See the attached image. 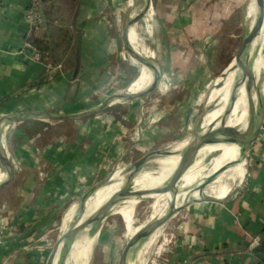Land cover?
Segmentation results:
<instances>
[{
  "label": "crops",
  "instance_id": "crops-1",
  "mask_svg": "<svg viewBox=\"0 0 264 264\" xmlns=\"http://www.w3.org/2000/svg\"><path fill=\"white\" fill-rule=\"evenodd\" d=\"M124 1L48 0L43 5L45 23L36 36L64 66L57 68L32 60L25 51L30 0H0V152L5 156L4 147L10 146L8 161L14 170L12 182L0 189L1 261L24 251L31 236L41 238L50 231L61 211L81 194L83 184L107 176L106 168L124 158L125 135L131 125L135 128L137 124L139 139L144 138L142 96H120L145 92L155 72L127 60L125 36L132 48L146 50L142 55L133 48L139 56L154 65L157 59L163 77L174 88H186L190 81H195L194 87L202 80L212 84L234 54L223 42L236 26L234 17L243 0H150L152 14L146 17L153 26L146 24L149 47L139 41L135 26L138 44L130 33L131 44L126 31L130 20L122 25L120 16ZM260 31L262 36L264 26ZM139 79L142 82L137 83ZM230 92L225 95V110ZM188 97L181 101L190 105L186 118L197 91ZM244 101L242 95V111ZM169 106H164L165 118L172 115ZM60 115L65 118L54 117ZM21 124L31 127L35 135L18 143L14 134ZM157 129L152 126L148 136L155 138ZM251 151L248 171L239 186L232 191L222 186L215 198L186 207L161 264H264V128ZM243 164L233 169L243 175ZM204 192L191 186L183 192V199Z\"/></svg>",
  "mask_w": 264,
  "mask_h": 264
},
{
  "label": "rangeland",
  "instance_id": "rangeland-1",
  "mask_svg": "<svg viewBox=\"0 0 264 264\" xmlns=\"http://www.w3.org/2000/svg\"><path fill=\"white\" fill-rule=\"evenodd\" d=\"M144 7V0H125L120 11L122 25H125L126 21L131 20L133 16H137L141 12V10H143ZM148 12L149 9L146 11L143 18L134 24L139 35V41L146 47H149V42H151V38L150 41H148L147 39L146 24L149 25L150 28H153L152 20H146V17L150 18L152 14L151 11L149 12V14ZM237 15L239 17L238 20H236V26L231 28L232 32L226 35L225 40L223 42L225 46L230 48L231 53L234 54L227 66H224V70H222L223 72H221L219 77L215 78V80L211 82L212 84H207L205 82L203 83L202 80L198 87H194L193 83L195 81H190L189 86L186 88H174L171 81H167L166 77H163V67L159 63L157 64V59H155V66L157 67L160 74L158 86L152 92L142 95V101L144 102L142 107V109H144V117L141 121V125L145 131L144 138H142V135V139H139L140 136H138L139 129L138 126H136L137 124H135V128H133L130 123L131 130L128 131L129 133L126 132L125 135V137L127 138V142L124 149V158L119 160V162L116 164L112 162L106 168L105 174H107V176H99L95 178L93 182L83 184L81 194L77 195L69 204H67V207H65L61 211V216L59 217L57 224L54 225V227L50 231L46 232V234H44L41 238L31 236L29 238L28 244L25 247L26 249H23L24 251L18 250L12 255L4 257L2 261L0 260V264H47L49 254L54 244L66 231V229L68 230L72 228L79 221L80 223L87 222L90 216L94 213V203H91L87 206H85V204L82 205V195L84 193L86 194L91 188H93L100 182L107 180L111 175L114 176L115 172L118 170L120 174L126 175L130 166L133 163H135L141 157L150 152H162L168 146L178 144L179 147H176L173 150L171 155L168 156L167 160L171 161L175 160V158L180 159V156L178 157L174 153L181 150L187 144L183 141H185L187 138H191V136L193 135L192 128L194 121L200 114V112L203 110L205 104H207L208 107L204 112L203 118L198 125V131H201L208 124H210L211 121L218 114H220L223 109H225V98L224 107L223 104L221 106L216 104L214 105V107H212L210 104H212L215 92L217 91V84L220 82L222 76L227 74V69L230 63L234 60L236 54L243 46L245 40L247 41L248 32L251 30V25L255 21V18L257 16L256 3L254 2L249 8V0H243V4L239 9ZM263 33L262 36L264 35ZM260 34L261 31H259L258 35ZM262 38H260V40ZM255 40L256 38L254 39V41ZM252 47L253 46L251 45L250 49ZM138 51L142 55L144 54V51L142 49H139ZM124 52L125 57L129 62L134 64L137 68L143 67L142 63H139L130 56L125 45ZM148 53L150 54V52ZM136 73L134 74L135 77ZM238 74L240 75L239 70ZM167 76L169 80L170 76ZM153 79L147 80V85L142 87V90L146 89L151 84ZM165 81V84L168 85L165 86L164 84L162 89L159 90L160 84L162 82L164 83ZM148 89L146 91H148ZM196 91L197 97L196 99H194L193 104L191 105V110L187 114L188 117L186 118V110L189 108L190 105L186 107L185 105H182L181 101L187 98L188 96H192L193 94H195ZM235 98L236 96L234 97V100ZM115 99L117 98H114V100ZM142 101L140 103H142ZM121 102H124L125 105L129 104L128 101L125 99H122ZM169 104L170 106L168 108L171 107L170 114L172 113V115H170L169 118H165L163 116L164 106ZM246 105L247 102L244 101L243 111L246 107L245 115L247 114L248 108V105ZM137 107L138 106H136V108ZM150 114L151 116H149ZM157 117L160 119H157ZM152 119L155 120V122L152 121ZM152 126H158L160 128L154 131L156 133L155 138H150V136H148V132L152 128ZM9 131L10 130L8 129L7 134H9ZM225 145V142L207 143L204 147H202L203 145L201 146L202 148L200 147L197 157L195 159L199 161L191 170V174L194 176L193 181L188 187H183V182L180 181L178 185L179 190L174 197H172V194L170 193L169 199L168 195L163 193L165 191L164 190L163 192L157 195H155L156 193H152L151 196L138 198V203L132 207H127V203L124 199L118 201L116 205L109 207L103 221L95 223L90 230V234L92 237L91 245L89 242L83 252V255H68V260H66L64 264H119L120 254L128 240L133 235L141 232L147 224L156 219V217H158L161 213L166 212V209L168 210L170 206L176 202V196L178 195L180 205H178L177 203L176 205H182L181 208L176 211L154 233L147 237H144L139 242L134 244L135 246L131 251L128 262L129 264H161L166 249L172 244V241L178 234V225L180 223V220L182 219L183 212L185 211L186 207L189 206L191 201H195L197 199L199 200L202 198H215L217 191L222 186L230 187L232 191L234 187L239 186V184L243 182L245 175L248 171L250 157L252 155L251 146L245 151L242 159L239 160L238 158L239 161L233 162L222 171H225V173L224 177L221 180L216 181L215 178L214 180L208 182L203 186V190L205 192L200 196V198L189 196L187 200L185 198L183 199V192L185 190H188L191 186L194 185H199L200 187L203 179L207 178L210 173L219 170L218 166L213 170V172H211V170L213 169V163L219 160L221 154L223 153ZM4 148L6 150L5 156L7 160H10L11 157L8 156L11 152L10 146L5 145ZM239 157H241V155H239ZM156 160L157 156H153L141 166L140 170L135 176L136 179L134 178V180L129 183L128 187L130 189H135L137 187H147L150 186V184H154V182H152V177L156 176V173H154L153 171L154 167H156L157 165V163H155ZM241 161L242 163H244L243 166L246 168V171L243 175L239 174L237 169H229L237 165ZM169 168H171L170 165ZM0 170H3V179L0 181V184H2L3 182L9 179L10 168L7 166H2L0 162ZM13 177L14 173L9 183L6 184L1 190H3L12 182ZM161 182L162 181H158L153 185L152 188H156V186L159 185ZM107 183L108 182L103 183V185H106ZM102 189L99 191L98 195H100ZM107 190H109V188ZM17 230H19V228ZM83 233L84 231L78 234V241H81V236ZM60 249L61 244L56 250L57 254ZM69 250L70 248L68 249L67 253H69ZM57 254L54 258L53 264L59 263V258Z\"/></svg>",
  "mask_w": 264,
  "mask_h": 264
},
{
  "label": "water",
  "instance_id": "water-1",
  "mask_svg": "<svg viewBox=\"0 0 264 264\" xmlns=\"http://www.w3.org/2000/svg\"><path fill=\"white\" fill-rule=\"evenodd\" d=\"M256 3V7H257V18H256V26L261 30L264 26V0H249V8L251 7V5L253 3ZM150 6V0H147L145 7L143 8V10L135 17H133L127 24L126 26V31L131 27L134 26V24L136 22H138L140 19L143 18L144 14L146 13V11L148 10ZM126 35V34H125ZM125 40V46L127 51L129 52L130 56L135 59L136 61H138L139 63H142L143 66H147L150 69H153L155 72V79L154 82L152 83V85L150 86V88L148 89V91L145 92H138V93H125V94H121L120 97H124V98H133L135 96H142L144 94H148L150 92H152L159 83V79H160V74L159 71L157 69V67L151 63L149 60L139 56L131 47V45L128 43L127 38L125 36L124 38ZM246 44V40L243 44V46L240 48V50L238 51V53L236 54L234 60L232 61L233 64L227 69V74L222 76V80H220V82L217 84V91L215 92L214 95V99L212 101V104H210L212 107H214V105L218 104V105H222L224 102V98L225 95L228 91L231 90L232 93H235V91L237 90L238 86L240 85V81L244 80V78L252 75V70L253 68H248L247 72H245L244 74H241L240 76H235L234 72L235 69L239 63L240 57H241V51L244 48ZM263 51H264V42H263ZM231 62V63H232ZM230 63V64H231ZM109 99H107L102 107H105L106 104L108 103ZM208 105L205 104L203 110L200 112V114L197 116V118L194 121L193 124V128H192V132L193 135L191 136V138H187L186 141H188V143L179 151L175 152L174 154H180L181 158L176 166V168L173 171V175L170 177L169 180V184L167 186V188L165 189V191L163 193L169 195L170 193L172 194V197H174L176 195V193L179 190V182L182 179V176L184 174V172L187 170V168L194 162V160L197 157V154L199 152L200 147L203 144L206 143H221V142H239V141H246L245 142V147H244V152L243 155L245 153V151L253 144V142L257 139L259 133L261 132V130L264 128V91L263 94L261 95L255 113H257L258 119H257V124L254 128L251 127V121L252 118H250V124L248 125L247 129L245 132L241 133L238 131L237 127L234 126H229L227 125L226 122V118L228 116V114L231 112L232 108H226V110L223 112L222 116H221V122L219 124V126L211 131H207L201 135L198 134V125L200 123V121L203 118V114L206 111ZM15 116H12V118H14ZM56 118H65V116H54ZM226 130H229L233 133V136L230 138H225L223 136L224 132ZM173 154V155H174ZM243 155L239 158L242 159ZM153 156H157V158L159 157H166L168 156V154H165L164 151L162 152H157V151H153L150 152L146 155H144L143 157H141L139 160H137L135 163H133L127 174H126V181L123 184V186L114 194H112L108 200H106L101 206H99L98 208L95 209L94 213L90 216V218L88 219L87 222L85 223H78L75 224L72 228L68 229L67 231H65L60 238L56 241V243L54 244L50 254H49V258L47 260V264H49V259L51 258V256L53 255V253L56 251V249L59 247V245L62 242H65L66 245L69 247L72 244V241H74V239L77 237V235L88 229V232L90 233L91 228L93 227V225L97 222H101L103 221L107 210L109 209L110 205L112 204V202L122 196V195H131V196H136L137 198H141V197H146V196H151L152 194H150L146 189H130L129 183L132 182L136 176V174L138 173V171L140 170L141 166L151 157ZM0 159L1 162L4 166H7L10 168V177L8 180H6L5 182H3L2 184H0V189L3 188L6 184L9 183V181L11 180L12 174L14 172V170L11 167L10 162L7 160V158L4 156L3 153L0 152ZM239 160H233L231 162H229L227 165L223 166L222 168H220L219 170L211 173L207 178L202 180L201 183V190L203 191V186L205 184H207L208 182L214 180L226 167H228L230 164H232L235 161H239ZM113 175H111L107 180L100 182L99 184H97L96 186H94L93 188H91L83 197H82V205L86 203L87 199L91 196V194L99 187L103 186V183L106 182H110L111 178ZM107 183V184H108ZM169 197V196H168ZM205 198L202 199H197L195 201H191V203L193 202H197L200 200H204ZM182 206V205H181ZM181 206L178 205H174L173 208L167 212L165 214V216L159 218L156 220L155 224L153 225V227L148 230L147 232H144V229L139 232L138 234L133 235L128 242L126 243V245L128 244H135L137 242H139L141 239H143L144 237H147L149 235H151L152 233H154L160 226H162L176 211H178ZM70 244V245H69ZM125 245V246H126ZM119 264H129L128 260L126 258V254H125V247L122 250L120 257H119Z\"/></svg>",
  "mask_w": 264,
  "mask_h": 264
},
{
  "label": "bare ground",
  "instance_id": "bare-ground-1",
  "mask_svg": "<svg viewBox=\"0 0 264 264\" xmlns=\"http://www.w3.org/2000/svg\"><path fill=\"white\" fill-rule=\"evenodd\" d=\"M256 18H257V16H256ZM256 18H255V21L251 25V27H252L251 30L248 32L246 44L241 51V57H240L239 63L237 65V67L235 69V73H234L235 76H240L241 74H244L245 72H247L248 68H253L252 75H250V76L244 78V80L240 81V85L238 86V88L236 90L237 93H236V91H235V93L230 92V96H231L230 100L231 101L227 107V108H232L231 112L228 114V116L226 118L227 125L237 127L238 131L241 133L246 131L248 125L250 124V118H252L251 127L254 128L256 126L258 116H257V113H255V110H256L258 101H259V99H260V97L264 91V51L262 48L263 42H264V37L259 41L261 34L258 35L260 29L255 24ZM130 33H131V36L134 39V41L138 44V42L136 40V35L134 32L133 26H131L128 29V37H129ZM255 38H256V40L254 41ZM129 40H130V37H129ZM253 41H254V43H253ZM251 45L253 47L250 49ZM133 48H134V46H133ZM261 48H262V50H261ZM140 49H142L141 46H140ZM142 50L146 51L145 49H142ZM137 52H139V51H137ZM147 55L152 56L151 54H147ZM238 70L240 71V75L238 74ZM141 80L142 79H139L137 81V83L142 82ZM136 93H138V92H136ZM242 95H244L246 102H247V105H248L246 115H245V112L241 110V97H242ZM235 96H236V98L234 100ZM245 109H246V107H245ZM224 111H225V109H223V111L220 114H218L211 121L210 124H208L201 131H198V134L201 135L207 131H211V130L216 129L221 122V116H222ZM242 113H244L243 114L244 117L241 118ZM223 136L224 137L226 136V138H230L233 136V133L229 130H226L224 132ZM183 142L188 143V141H186V140ZM245 142L246 141L225 142L226 145H225V148L223 150V153L221 154V157L219 158V160L213 163V169L211 170V172H213V170L218 166L220 168V167L227 165L229 162H231L233 160H238V158H240L239 155H241V156L243 155ZM205 145L206 144H203L202 147H204ZM176 147H179V145L175 144L172 146H168L164 150V153L168 154V156H169V155H171V153L173 152V150ZM175 155L178 157L180 156V158H181L180 154H175ZM168 156L157 158V160L155 161V163H157V165H156V167H154V170H153L154 173H156V176L152 177V182H154V184L157 183L158 181H162L159 185L163 184L165 181L166 182L161 186L157 185L159 187L156 186V188L155 187L151 188L154 184H152V185L150 184V186L137 187V189H146L150 194H152V193H161L167 188V186L169 184L170 177L173 175V171L176 168V166L180 160V159L175 158V160L169 161V160H167ZM198 161L199 160H194V162L187 168V170L184 172V174L192 175L191 170L198 163ZM169 165L171 166V168H169ZM233 168H234V166L229 168V169H233ZM224 173H225V171L220 173L221 176H220L219 180H221L224 177ZM125 181H126V175L120 174L119 170L116 171L113 178H111V180L108 184L97 188L91 194V196L87 199L85 206L90 205L91 203H94V210H95L96 208L101 206L106 200H108V198L112 194L117 192L123 186ZM181 181L183 182L182 186L188 187V186H190L193 179L188 178L186 176H183ZM106 186H107V189L109 188V190L106 189ZM194 186H197V190H201L199 185H194ZM101 189H102V191H101L100 195H98V193ZM194 197L200 198V194H197ZM123 199L127 203V207H132L135 204H137L139 201V199L136 196L122 195V196L116 198L112 202L110 207L116 205L118 201L123 200ZM176 203L178 205H180V200H176V202L173 203L168 210L166 209V212L161 213L158 217H156V219H154L152 222L147 224L144 227V232L145 231L147 232L148 230H150L153 227V225L155 224L156 220L165 216V214L167 212H169L173 208V206L176 205ZM78 223H80V221ZM66 231H67V229H66ZM89 242L91 245L92 237H91V234L88 232V229H86V230H84V233L81 236V241H78V235H77V237L74 239V241H72V244L70 245V247H68L65 242H62L60 251H58V254H57V251H55L53 253L51 258L49 259V264H53V261H54L56 254L58 255V258H59L58 264H64V262L66 260H68V255L69 256L70 255L71 256L83 255V252L86 249V246L88 245ZM134 246H135L134 244H128L125 246V254H126V258H127L128 262H129V256H130L131 251L134 248ZM69 248H70L69 253H67Z\"/></svg>",
  "mask_w": 264,
  "mask_h": 264
},
{
  "label": "built area",
  "instance_id": "built-area-1",
  "mask_svg": "<svg viewBox=\"0 0 264 264\" xmlns=\"http://www.w3.org/2000/svg\"><path fill=\"white\" fill-rule=\"evenodd\" d=\"M43 5L44 4L42 0H30L28 8L26 10L28 29L25 34V51L28 52L32 60L37 62H45V55L40 52L37 47L32 43V39L36 35L37 30L42 27L45 23ZM55 67L63 68L64 66L63 64H59Z\"/></svg>",
  "mask_w": 264,
  "mask_h": 264
},
{
  "label": "trees",
  "instance_id": "trees-1",
  "mask_svg": "<svg viewBox=\"0 0 264 264\" xmlns=\"http://www.w3.org/2000/svg\"><path fill=\"white\" fill-rule=\"evenodd\" d=\"M48 0H42L43 4H45ZM238 15L234 17V20H238ZM237 24V21L235 22ZM32 43L37 47V49L42 52L45 55V62L52 67H55L60 64V62L56 61L53 59L52 55L50 52L47 50L46 47L42 46L39 42L38 37L35 35L32 39ZM233 64V62H232ZM35 135V131L29 127V126H24L20 125L18 128V132L14 134V140H16L18 143L24 139L33 137Z\"/></svg>",
  "mask_w": 264,
  "mask_h": 264
}]
</instances>
